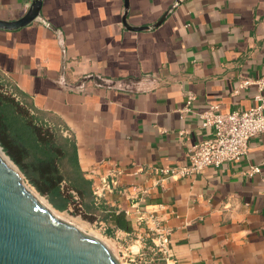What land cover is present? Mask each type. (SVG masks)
<instances>
[{
    "label": "crops",
    "instance_id": "1",
    "mask_svg": "<svg viewBox=\"0 0 264 264\" xmlns=\"http://www.w3.org/2000/svg\"><path fill=\"white\" fill-rule=\"evenodd\" d=\"M177 2L128 0L126 10L125 0H42L35 22L0 30V80L67 126L92 189L113 165L123 171L90 221L120 256L138 258L150 242L164 259L136 222L152 211L170 232L164 264H264V134L239 162L183 177L159 173L189 166L192 147L212 138L201 117L211 108L246 111L264 98L256 84L244 85L264 76V0ZM31 3L0 0V20L20 19ZM125 12L129 26L148 29L128 30ZM88 76L130 89L92 81L71 89ZM119 215L128 229L116 224ZM100 235L93 237L107 245Z\"/></svg>",
    "mask_w": 264,
    "mask_h": 264
},
{
    "label": "water",
    "instance_id": "2",
    "mask_svg": "<svg viewBox=\"0 0 264 264\" xmlns=\"http://www.w3.org/2000/svg\"><path fill=\"white\" fill-rule=\"evenodd\" d=\"M41 8L42 0H32L20 19L0 20V30L14 31L32 24L40 17ZM125 8L128 10V0ZM126 19L127 12L123 22L128 30L148 29L129 26ZM89 81L97 87L130 89L128 82L99 76L85 77L71 89L81 91ZM8 161L0 155V264H121L104 242L60 220L42 205L24 184L19 169ZM128 262L136 264L131 258Z\"/></svg>",
    "mask_w": 264,
    "mask_h": 264
},
{
    "label": "trees",
    "instance_id": "3",
    "mask_svg": "<svg viewBox=\"0 0 264 264\" xmlns=\"http://www.w3.org/2000/svg\"><path fill=\"white\" fill-rule=\"evenodd\" d=\"M17 95L0 80V144L4 151L56 210L72 207L85 219L94 220L101 198L81 170L74 136L63 122L46 120ZM114 220L120 228L128 229L122 215ZM151 245L146 244L145 252ZM159 262L164 264L162 259Z\"/></svg>",
    "mask_w": 264,
    "mask_h": 264
},
{
    "label": "built area",
    "instance_id": "4",
    "mask_svg": "<svg viewBox=\"0 0 264 264\" xmlns=\"http://www.w3.org/2000/svg\"><path fill=\"white\" fill-rule=\"evenodd\" d=\"M250 84H256L259 92L262 93L264 90V76L254 82L246 81L244 83V85ZM194 99L193 96L188 98L187 109L192 105ZM257 99L260 103L246 111L236 110L228 114H222L217 112L216 108H211L203 114L201 116L203 127L212 130V138L192 147L189 155V166L162 169L159 173L171 178L183 177L190 174H200L210 167L219 168L225 163L239 162L244 159L248 154L250 141L256 136L264 134V98L260 94ZM258 172V168H252L251 170L252 174ZM91 174L94 175L95 172ZM122 174L123 171L120 167L113 165L107 177H99L98 181L94 180V194L98 198H102L106 192H113ZM131 214V211L126 212V216ZM136 222L138 227L141 228L145 225L146 229L154 234L153 239L157 243L153 246L158 248L167 263L171 257L168 240L170 232L162 226V220L157 213L152 211L140 212ZM142 257L136 264L141 263ZM132 259L134 260V258Z\"/></svg>",
    "mask_w": 264,
    "mask_h": 264
},
{
    "label": "rangeland",
    "instance_id": "5",
    "mask_svg": "<svg viewBox=\"0 0 264 264\" xmlns=\"http://www.w3.org/2000/svg\"><path fill=\"white\" fill-rule=\"evenodd\" d=\"M0 153H1L0 155L6 156V158L17 169H19V167L14 163V161L4 151L1 144H0ZM19 171H20V169H19ZM21 174H22L23 182L26 185V187L36 196V198L38 199V201L42 205H44L46 208H48L52 212L53 215H55L56 217H58L60 220H62L64 222H67L69 224L74 225L75 227H77L78 229H80L82 232H84L87 235H90V236H93V235L96 236V234L98 236L100 235L98 232L99 231L98 226H96L95 224H90V220L85 219L84 216L82 214H80L75 208L70 207L71 210H66L63 212L56 210L45 196H42L33 186H31L29 184V182L26 180V178L22 172H21ZM40 199H42L44 203H42ZM53 211L57 214H55ZM102 239H104V238L102 237ZM104 241H105V239H104ZM107 245L111 249V251L113 252L114 256L119 260V262L121 264H131L128 262L130 258L131 259L134 258V262L137 263V262H139V259L141 256H143V257H142L140 264H160L159 260H161V258L157 255H154L153 251L151 250L152 248H150V250L148 252H145L146 250L144 249L143 250L144 252L142 251L141 255L138 256V258H137V256L135 258V257H129V256H125V255L120 256V252H119L118 248L113 247L110 243H107Z\"/></svg>",
    "mask_w": 264,
    "mask_h": 264
},
{
    "label": "bare ground",
    "instance_id": "6",
    "mask_svg": "<svg viewBox=\"0 0 264 264\" xmlns=\"http://www.w3.org/2000/svg\"><path fill=\"white\" fill-rule=\"evenodd\" d=\"M0 154H1V153H0ZM3 156H4V155H3ZM4 158H6V156H4ZM6 160H8V159L6 158ZM8 163L10 164L9 161H8ZM40 200H41L42 203H44L42 199H40ZM53 212H54V211H53ZM54 213H55V212H54ZM55 214H57V213H55ZM135 249H136V248H135Z\"/></svg>",
    "mask_w": 264,
    "mask_h": 264
}]
</instances>
